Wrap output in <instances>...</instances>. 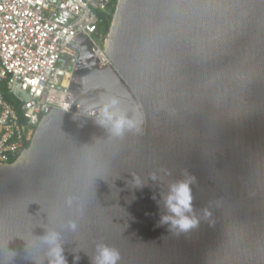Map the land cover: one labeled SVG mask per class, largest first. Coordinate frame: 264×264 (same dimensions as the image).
<instances>
[{
    "label": "water",
    "instance_id": "obj_1",
    "mask_svg": "<svg viewBox=\"0 0 264 264\" xmlns=\"http://www.w3.org/2000/svg\"><path fill=\"white\" fill-rule=\"evenodd\" d=\"M70 108L0 164V264H264V0H119L104 66L82 31ZM103 121V122H102ZM139 182V183H137ZM189 182L198 225L165 216ZM75 225L73 228L72 225Z\"/></svg>",
    "mask_w": 264,
    "mask_h": 264
},
{
    "label": "built area",
    "instance_id": "obj_2",
    "mask_svg": "<svg viewBox=\"0 0 264 264\" xmlns=\"http://www.w3.org/2000/svg\"><path fill=\"white\" fill-rule=\"evenodd\" d=\"M118 0H0V164L15 165L53 109L70 110L68 93L79 57L69 44L84 32L106 66L108 35L99 30ZM63 104H69L67 111Z\"/></svg>",
    "mask_w": 264,
    "mask_h": 264
},
{
    "label": "clouds",
    "instance_id": "obj_3",
    "mask_svg": "<svg viewBox=\"0 0 264 264\" xmlns=\"http://www.w3.org/2000/svg\"><path fill=\"white\" fill-rule=\"evenodd\" d=\"M117 103L118 102L113 99L109 104H106L102 110L103 116L106 120H114L113 129L115 134L122 135L126 128L128 130H139V119L131 120L125 116H120L114 119V115L109 111V108L115 106ZM69 107V104H63V109L65 111H67ZM191 201L192 196L189 182H180L172 186L166 204L173 216H165L163 222H170L172 227L177 229L180 233H187L197 227L198 220L194 216L187 215V213L192 212ZM72 227L74 228L75 225L73 224ZM46 239L49 243L55 245L50 253L53 257L51 264H65V258L62 255V248L56 244V234H52ZM119 259L120 254L117 250L104 246L100 248V256L96 260V264H117Z\"/></svg>",
    "mask_w": 264,
    "mask_h": 264
},
{
    "label": "trees",
    "instance_id": "obj_4",
    "mask_svg": "<svg viewBox=\"0 0 264 264\" xmlns=\"http://www.w3.org/2000/svg\"><path fill=\"white\" fill-rule=\"evenodd\" d=\"M114 9H112L110 15H108L107 17H105V18L102 19V21H101V23L99 25L100 32H102L106 36L110 32V28H111L112 20H113V11H114Z\"/></svg>",
    "mask_w": 264,
    "mask_h": 264
},
{
    "label": "rangeland",
    "instance_id": "obj_5",
    "mask_svg": "<svg viewBox=\"0 0 264 264\" xmlns=\"http://www.w3.org/2000/svg\"><path fill=\"white\" fill-rule=\"evenodd\" d=\"M118 2H119V0H118ZM118 2H117V5H118ZM117 5H116V7H115V9H114V11H113V19H114V16H115L116 10H117ZM112 21H113V20H112Z\"/></svg>",
    "mask_w": 264,
    "mask_h": 264
}]
</instances>
